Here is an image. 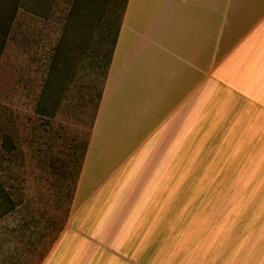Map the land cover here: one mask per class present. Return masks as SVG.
Instances as JSON below:
<instances>
[{
  "label": "crops",
  "instance_id": "1",
  "mask_svg": "<svg viewBox=\"0 0 264 264\" xmlns=\"http://www.w3.org/2000/svg\"><path fill=\"white\" fill-rule=\"evenodd\" d=\"M114 25L75 210L44 264H201L202 217L226 214L201 200L233 198L201 185L247 182L264 159V0H126ZM97 150L123 160L87 171Z\"/></svg>",
  "mask_w": 264,
  "mask_h": 264
},
{
  "label": "rangeland",
  "instance_id": "2",
  "mask_svg": "<svg viewBox=\"0 0 264 264\" xmlns=\"http://www.w3.org/2000/svg\"><path fill=\"white\" fill-rule=\"evenodd\" d=\"M15 1L11 5L20 7L0 32V131L11 139L5 150L0 144V264H44L75 210L105 84L99 73L108 46L103 33L114 26L107 21L116 23L124 0ZM120 91L115 76L106 112ZM260 139L254 146L261 149ZM106 154L92 152L87 171L101 159L105 176L123 160ZM247 172L241 184L201 185L228 186L233 193L232 199L201 200L203 208L226 212L202 217L201 264H264V159ZM203 223L218 225L213 242L205 240Z\"/></svg>",
  "mask_w": 264,
  "mask_h": 264
},
{
  "label": "trees",
  "instance_id": "3",
  "mask_svg": "<svg viewBox=\"0 0 264 264\" xmlns=\"http://www.w3.org/2000/svg\"><path fill=\"white\" fill-rule=\"evenodd\" d=\"M28 1H29L28 2L29 4H31V3L35 4V2H37L39 0H28ZM12 2H17V1H15V0H6L4 3L0 4V32H1L2 28H3L2 22H11L12 18L16 14L18 8L20 7V5H18V3H14V5H11ZM125 2H126V0H124L123 5H124ZM9 10H10V13H9ZM122 11H123V8H122ZM8 13H9V15H8ZM108 22H109V24L111 26L114 25L113 21L111 22L109 20V21H107V23ZM110 28H112V27H110ZM110 33L113 34L112 31ZM112 44H113V42H112ZM10 143H11V139L8 136V134L4 133L3 131H0V144H1L2 148L5 150L6 148H8ZM0 192H4V190L1 189V186H0Z\"/></svg>",
  "mask_w": 264,
  "mask_h": 264
}]
</instances>
